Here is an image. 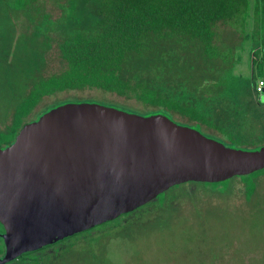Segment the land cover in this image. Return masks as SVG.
Segmentation results:
<instances>
[{
    "label": "water",
    "instance_id": "obj_1",
    "mask_svg": "<svg viewBox=\"0 0 264 264\" xmlns=\"http://www.w3.org/2000/svg\"><path fill=\"white\" fill-rule=\"evenodd\" d=\"M264 103V87L259 92ZM264 169V147H226L164 115L57 106L0 148V264L113 221L187 182Z\"/></svg>",
    "mask_w": 264,
    "mask_h": 264
},
{
    "label": "rangeland",
    "instance_id": "obj_2",
    "mask_svg": "<svg viewBox=\"0 0 264 264\" xmlns=\"http://www.w3.org/2000/svg\"><path fill=\"white\" fill-rule=\"evenodd\" d=\"M86 3V0H37L24 10H15L16 0H0L1 133L11 126L14 115L37 82L65 70L66 64L60 58L58 46L71 24H83L88 11L86 6H90ZM215 31L216 43L232 48L233 54L238 52L240 56V61L232 69L233 76L247 79L250 75L246 50L248 41H244V35L235 32L229 24H218ZM252 31V25L248 26L247 33ZM212 70L214 76H219L222 71L219 65H214ZM224 78L228 87L232 77L229 74ZM162 82L164 92L170 97H193L203 103L208 107L211 120H217V116L221 115L215 103H208V98H212L210 94L190 88L185 78H165ZM228 90L226 88L223 96L228 123L224 125L222 119H218L228 132L188 121L176 113L160 112L158 115L198 130L226 147L242 150L264 147V118L261 120L257 116L261 111L253 113L255 110L248 108L246 103L251 102L249 96L237 93L236 98L231 99L234 93ZM83 102L98 103L142 116L152 110L135 98L119 97L99 90L65 91L44 97L24 122H33L39 114L54 107ZM261 180L259 184L264 188V176ZM236 186L231 194L224 196L202 184L187 186L186 191L191 197H187L182 206L172 200L174 196H179V190L169 191L165 194L167 206L164 208H160L157 199L135 214L97 226L93 233L79 240L60 242L32 259L39 257L42 264H210L213 262L211 258L221 253L223 257L213 264H264V241L258 236L259 229L249 225L261 219L264 200L247 213L248 220L241 218L229 211L231 207L244 206L242 187L239 184ZM258 190L264 197V190ZM208 205L229 209L218 210ZM200 206H206V209L202 211L204 207ZM2 229L0 226V233ZM229 243L233 244L235 251L232 248L226 251L225 245ZM68 248L73 251L65 253L63 250ZM3 254L0 251V257Z\"/></svg>",
    "mask_w": 264,
    "mask_h": 264
},
{
    "label": "trees",
    "instance_id": "obj_3",
    "mask_svg": "<svg viewBox=\"0 0 264 264\" xmlns=\"http://www.w3.org/2000/svg\"><path fill=\"white\" fill-rule=\"evenodd\" d=\"M36 1L16 0L17 9H14L24 10ZM86 2L90 3V6L86 3L88 11L83 24H71L70 33L64 35L58 46L60 58L66 64L65 70L58 75L42 79L32 87L14 115L11 126L5 132H0V148L13 143L18 132L26 124L24 120L44 97L65 91L99 90L119 97L135 98L144 106L152 108L143 113L145 116L160 112L176 113L188 121L214 127L225 133L227 130L225 126L219 124L218 119L221 118L224 125L228 123L225 110L227 108L224 107L223 101L228 88V92L234 93L231 99H235L237 93L249 96L251 102L246 103L248 108L255 110L253 113L260 110L261 113L257 116L261 117V120L264 118V103L259 101L260 94L257 91L258 82L264 83V0H86ZM218 24H229L235 32L244 35V41H248L246 50L250 75L247 79L233 76L232 69L240 61V56L238 52L234 55L232 48L216 43L215 28ZM250 25L253 31L248 34L247 28ZM214 65L221 67L219 76L213 74ZM229 74L232 82L227 87L224 77ZM181 77L185 78L190 88L210 94L212 98H208V103H215L214 106L221 111L217 120H211L208 107L199 100L193 97L173 98L164 92L162 79ZM43 114L44 112L33 120L36 121ZM263 176L264 169L219 183L187 182L171 187L155 200L159 199L160 208H164L167 206L165 194L179 190V196H174L172 200L182 206L184 200L191 197L186 191L187 186L202 184L224 196L231 194L239 184L244 199L242 208L229 209L211 205L207 207L229 209L237 216L246 217L248 220L247 213H251L258 202L264 200L258 190L259 188L264 190L259 184ZM154 201L120 217L135 214ZM191 207L195 208L196 205ZM202 207L204 211L206 206H200ZM260 213L261 219L250 222L249 225L256 230L259 229L258 236L264 241V209ZM98 227L72 236L61 243L79 240L84 235L93 233ZM58 244L25 255L17 261H22V264H42L39 257L34 259L32 257ZM70 244L73 247V244ZM232 245L231 243L225 245L226 251L232 248ZM70 248L63 251L65 253L73 251ZM0 251L2 253L5 251L1 239ZM222 257L223 254H216L211 258L213 262L210 264Z\"/></svg>",
    "mask_w": 264,
    "mask_h": 264
},
{
    "label": "built area",
    "instance_id": "obj_4",
    "mask_svg": "<svg viewBox=\"0 0 264 264\" xmlns=\"http://www.w3.org/2000/svg\"><path fill=\"white\" fill-rule=\"evenodd\" d=\"M262 87H264V83L261 82V81H259L258 82V85H257V91H258V93L260 92V90H261Z\"/></svg>",
    "mask_w": 264,
    "mask_h": 264
},
{
    "label": "flooded vegetation",
    "instance_id": "obj_5",
    "mask_svg": "<svg viewBox=\"0 0 264 264\" xmlns=\"http://www.w3.org/2000/svg\"><path fill=\"white\" fill-rule=\"evenodd\" d=\"M33 121H35V120H33Z\"/></svg>",
    "mask_w": 264,
    "mask_h": 264
}]
</instances>
